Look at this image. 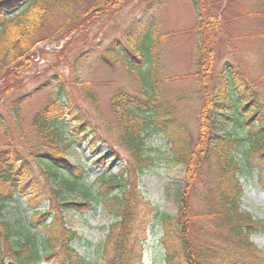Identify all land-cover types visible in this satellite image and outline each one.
Here are the masks:
<instances>
[{"label":"trees","instance_id":"1","mask_svg":"<svg viewBox=\"0 0 264 264\" xmlns=\"http://www.w3.org/2000/svg\"><path fill=\"white\" fill-rule=\"evenodd\" d=\"M126 1L0 0L1 98L20 91L19 83H24L27 73L35 69L34 59L40 57L39 45L59 41L64 42L65 49L72 46L74 39L91 26L92 19L113 16ZM165 1L157 0L160 5ZM186 1L196 17V49L201 55L210 51L211 58L212 44L225 26L222 0ZM155 3L146 7L143 18L124 30L121 42L114 40L104 51L113 59L121 58L128 72L147 67L150 73L156 66L153 43L157 25L151 11ZM21 13L25 14L24 19H15L6 26V20ZM254 15L264 19L263 11ZM137 74L140 77V72ZM152 80L150 73L144 82L146 91L141 92L143 102L124 90H115L110 103L120 117L135 121L140 133L150 136L159 132L168 139L172 158L184 168V181L175 194L177 213L169 216L143 201L141 192L127 181V171L115 177L100 176L101 186L94 193H84L83 202L59 201L58 211L54 210L47 195L49 185H62L68 190L83 186L82 173H77L82 167L73 169L66 164L64 151L86 135L90 137L87 143L92 152L101 142L94 127L72 105L61 81L32 120L45 144L25 145L18 128L19 144L13 140L0 149V206L25 199L30 201L32 218L26 224H2L0 264H90L87 256H80L73 248L74 241L80 243L82 238L63 225L61 215L66 211L84 215L93 212L95 206H100L118 225L117 232L107 233L96 252L105 264H140L141 255L147 250L142 236L154 225L153 234H162L158 241L164 255L162 264H264V251L251 241L252 236L264 232V218L253 219L240 209L244 193L241 180L256 178L264 191V106L259 93L240 70L225 64L203 99L198 138L193 142L188 137V144L183 146L186 141L170 106L156 104V85ZM23 99L19 95L11 103L13 115ZM69 122L77 127V133L70 145H63L62 130ZM139 132L128 133L139 163L135 173L129 170L130 176L144 173L152 161L141 156L143 138ZM105 157L103 153L94 161ZM35 164L41 169L39 175ZM121 184L112 193L111 189ZM44 201L48 208L41 211L32 206Z\"/></svg>","mask_w":264,"mask_h":264},{"label":"rangeland","instance_id":"2","mask_svg":"<svg viewBox=\"0 0 264 264\" xmlns=\"http://www.w3.org/2000/svg\"><path fill=\"white\" fill-rule=\"evenodd\" d=\"M154 2V10L151 11L157 25L153 43L156 66L150 73L154 77L152 84L156 85V104L170 106L180 126L179 132L183 133L186 141L182 143L183 146L188 144V137L191 136L193 142L198 138L203 99L207 98L214 77L225 64L229 63L243 73L248 84L259 93L264 106V19L254 15L264 12V0H222L221 16L225 26L212 44L214 51L211 58L208 57L210 51L201 55L196 49V17L186 0H166L162 5L157 0H127L113 16L92 19L91 26L74 39L72 46L65 49L64 42L59 41L39 45L37 50L40 57L34 59L35 69L27 73L24 83H19L20 91L5 99L0 95V149L6 148L13 140L19 144L18 128L24 135V143L33 146L45 144L41 142L32 120L61 81L72 105L101 138L93 152L87 143L89 135L70 145L77 127H73L72 122L65 124L67 127L62 130V144L70 146L64 151V160L73 169L82 167L77 173H82L80 182L83 186L68 190L62 185H49L47 195L55 211H58L59 201L72 204L83 202L84 193H94L101 186L98 179L101 175L115 177L127 171V181L141 192L143 201L169 216L177 213L175 194L176 188L184 181V168L172 158L168 139L159 132L150 136L140 133L135 127L136 122L129 117H120L110 103L115 90H124L143 102L141 92L146 91L144 82L150 69L141 67L139 77L138 72L127 71L121 58L113 59L104 53L114 40L122 41L124 30L143 18L146 7ZM18 18L24 19L25 14L10 17L6 20V26ZM105 59L107 64L103 63ZM1 85L2 81L0 88ZM19 95L24 99L13 115L10 105ZM132 130L137 134L139 132L143 138L141 156L152 159L144 173L134 176H130L129 170L135 173L136 164L139 163L135 145L128 141V133ZM103 153H106L105 159L95 162V157ZM34 169L39 175L40 167L35 164ZM240 182L244 187L240 209L253 219L264 218V191L258 186L256 178L249 177ZM122 185L111 189L112 193L115 194ZM32 206L41 211L48 208V203L44 201ZM29 208L30 201L27 203L25 199L0 206L1 239L3 223L26 224L32 220ZM61 217L63 225L82 238L80 243L74 241L72 245L79 255L87 256L90 264H105V260L99 259L96 252L106 240L107 233L113 235L117 232L118 225H114L100 206H95L93 212L84 215L66 211ZM155 227L146 230L142 236L147 250L141 255L140 264H162L164 260L158 244L162 234H153ZM251 241L257 249L264 251L263 231L252 236Z\"/></svg>","mask_w":264,"mask_h":264}]
</instances>
